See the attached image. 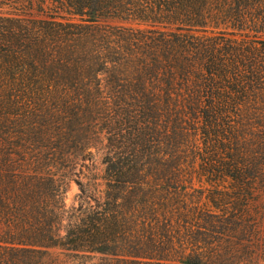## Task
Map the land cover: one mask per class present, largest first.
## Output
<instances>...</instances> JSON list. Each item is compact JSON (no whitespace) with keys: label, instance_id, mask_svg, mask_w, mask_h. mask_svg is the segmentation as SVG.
<instances>
[{"label":"trees","instance_id":"obj_1","mask_svg":"<svg viewBox=\"0 0 264 264\" xmlns=\"http://www.w3.org/2000/svg\"><path fill=\"white\" fill-rule=\"evenodd\" d=\"M68 261L264 264V0H0V264Z\"/></svg>","mask_w":264,"mask_h":264},{"label":"rangeland","instance_id":"obj_2","mask_svg":"<svg viewBox=\"0 0 264 264\" xmlns=\"http://www.w3.org/2000/svg\"><path fill=\"white\" fill-rule=\"evenodd\" d=\"M87 166L89 170H87L86 168H82V170L79 167L76 168V172H78L79 174L78 180L83 184H92V182H94V185L96 186L97 190H102L103 183L101 177L103 168L101 165V156L99 154H94L91 159V162L87 163ZM92 177L95 178V181L90 182V178ZM79 192V187L74 180H70L69 182H67L64 193V201L68 207H76L78 205ZM90 203L93 204L92 201H90ZM52 256H57L61 261L67 260L65 254L63 255L59 251H52ZM67 264L73 263L68 261Z\"/></svg>","mask_w":264,"mask_h":264}]
</instances>
